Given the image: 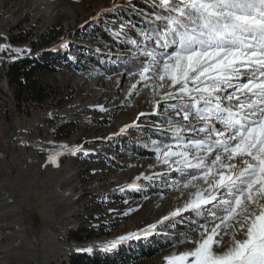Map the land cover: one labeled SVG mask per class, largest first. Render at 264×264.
<instances>
[{
  "label": "rangeland",
  "instance_id": "obj_1",
  "mask_svg": "<svg viewBox=\"0 0 264 264\" xmlns=\"http://www.w3.org/2000/svg\"><path fill=\"white\" fill-rule=\"evenodd\" d=\"M162 13L159 0H0V89L11 101L8 114L0 99V264H33L26 219L41 264H65L78 253L93 256L92 264H165L193 247L175 238L189 232L194 215L162 218L194 189L166 186L179 173L157 161L152 143L171 142L168 117L185 122L164 110L175 101L156 81L138 83L142 50L154 44L142 25L153 28ZM44 53L53 71L36 76L49 97L28 107L8 85L7 65ZM10 121L7 160L24 218L3 163ZM78 228L80 241L70 235Z\"/></svg>",
  "mask_w": 264,
  "mask_h": 264
},
{
  "label": "snow or ice",
  "instance_id": "obj_2",
  "mask_svg": "<svg viewBox=\"0 0 264 264\" xmlns=\"http://www.w3.org/2000/svg\"><path fill=\"white\" fill-rule=\"evenodd\" d=\"M159 6L167 14H156L144 33L154 44L142 50L138 83L156 81L175 101L164 110L185 123L168 117L171 142L152 143L157 161L179 173L166 186L194 189L162 219L185 212L197 218L175 238L193 247L166 256L165 264H264V0H159Z\"/></svg>",
  "mask_w": 264,
  "mask_h": 264
},
{
  "label": "trees",
  "instance_id": "obj_3",
  "mask_svg": "<svg viewBox=\"0 0 264 264\" xmlns=\"http://www.w3.org/2000/svg\"><path fill=\"white\" fill-rule=\"evenodd\" d=\"M143 9L142 4H139ZM142 25V24H140ZM147 31L152 28L142 25ZM132 39V38H130ZM142 40V39H141ZM37 46L36 48H40ZM53 56L48 53L39 54L30 57H24L8 63L6 69V78L10 87H15V98L24 105L43 106L46 99L49 97L47 87L39 83L36 74L40 71H53V66L50 61ZM83 228H78L70 233L77 241L83 240L81 237ZM108 261V260H105ZM97 263L93 256L87 253H78L71 256L70 261L65 264H92Z\"/></svg>",
  "mask_w": 264,
  "mask_h": 264
},
{
  "label": "water",
  "instance_id": "obj_4",
  "mask_svg": "<svg viewBox=\"0 0 264 264\" xmlns=\"http://www.w3.org/2000/svg\"><path fill=\"white\" fill-rule=\"evenodd\" d=\"M20 58H24V57H20ZM20 58H18V59H20ZM15 60H17V59H15ZM15 60H13V61H15ZM13 61H11V62H13ZM0 99L5 102L6 110H7V113L9 114L10 108H11V101L7 98V96L3 93V91L1 89H0ZM10 127H11L10 132L4 141L5 154L3 157V163L5 166V170H6V174H7V182L9 184L12 196L16 199V202L19 206V209L21 210V215L24 218L27 214V210L25 209L20 196L16 193V189L13 186V183L11 181V177H12L11 165L7 160V155H8L7 144L11 140V138L13 137V134H14L13 124L11 121H10ZM24 229H25V233L27 234L29 241L31 242L33 250H34L33 264H41V258H40V254H39V246H38V243H37L35 237L30 233L27 219L24 221Z\"/></svg>",
  "mask_w": 264,
  "mask_h": 264
},
{
  "label": "bare ground",
  "instance_id": "obj_5",
  "mask_svg": "<svg viewBox=\"0 0 264 264\" xmlns=\"http://www.w3.org/2000/svg\"><path fill=\"white\" fill-rule=\"evenodd\" d=\"M5 85H6V82L4 81V82H2V83L0 84V87H1L2 89H4V88H5Z\"/></svg>",
  "mask_w": 264,
  "mask_h": 264
}]
</instances>
